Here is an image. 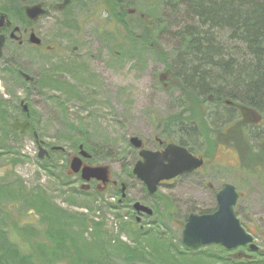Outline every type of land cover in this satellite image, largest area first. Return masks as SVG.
<instances>
[{
	"label": "rangeland",
	"instance_id": "obj_1",
	"mask_svg": "<svg viewBox=\"0 0 264 264\" xmlns=\"http://www.w3.org/2000/svg\"><path fill=\"white\" fill-rule=\"evenodd\" d=\"M41 1L51 4L58 0H27V4ZM76 1L88 3L90 0ZM132 2L133 8L147 15L144 22L137 21L136 15L125 14L122 20L125 25L114 27L112 31L109 28L113 25L106 26V30L100 31V18L92 15L90 8H82L90 15L86 24H81L79 32L78 25L67 22L64 25L62 22L66 19L52 13L34 27L39 38L56 46L55 52L42 53L30 45L19 47L9 44L5 48L4 57L13 58L14 62L10 69H4L0 63V177L10 172L5 182H21L26 189H43L54 196L58 205L85 214L90 221L103 220L107 235L121 237L125 242L134 244L131 233L133 229L139 230L140 223L136 222L133 226L134 217L130 215V210L115 204L120 195L113 185L104 194L86 192L80 188L84 181L79 175L67 172L68 159L78 155L83 146L91 155L88 159L90 164L108 166L112 181H123L127 186L130 184L129 197L132 200L142 201L153 208L154 215L141 223L144 227L141 235L148 232L162 235L166 245H171L173 251L179 250L178 253L189 248L182 239L189 214L216 209V192L223 183H231L240 193L237 214L246 231L255 236L259 250L249 251L247 247L228 250L222 245L211 244L192 248V253L214 251L228 257L235 256L239 250L251 256L264 252V162L256 165L243 160L236 146L238 141L242 142L239 135L241 129L238 128L227 138L215 140L212 152L209 150L212 140L200 134L189 138L187 131L190 128L181 131L176 139L169 136L175 143L186 142L200 156L204 154L207 164L196 173L162 184L158 190L160 200L156 195H150L133 174L138 151L130 144V138L137 136L147 148L155 149L157 142L154 139L166 140L168 135L164 131V123L182 111L179 108L184 96L180 88L173 84L179 80L175 74L182 63L177 54L178 50H182L180 31L193 23V17L192 10L175 0ZM23 5L20 0H0V9L6 8L11 14ZM144 23L152 26L150 37L155 47L145 50L137 41V54L132 50L135 47L133 42L148 27ZM114 32L120 40H116ZM222 40L226 41L225 35ZM116 43V49L121 47L122 50L119 58L114 56ZM75 44L81 46L80 55H74L70 50V46ZM94 54L98 59L97 65L93 61ZM160 54L163 59L157 57ZM21 60L27 66L25 75L33 77V82L18 74L17 67L20 70L22 67L17 62ZM38 61L41 64L35 75L33 70ZM162 73L166 75L163 78L160 77ZM162 79L167 85L161 82ZM71 89L75 91L68 93ZM23 99H26L27 112L20 104ZM214 111L216 106L212 104L210 110L203 112L204 129L210 132V137L213 126H216L214 123L227 120H224L225 117L223 120L216 118L218 111L213 116H206ZM37 140L44 143L49 158L42 160L38 157ZM216 144L223 146L217 149ZM55 147H62L65 151L52 150ZM261 147L264 149V142ZM205 152L209 154L205 155ZM71 200L75 203L72 204ZM11 217L15 219L17 215ZM12 225L10 222L4 228L10 227L14 233ZM92 230L90 225L89 231ZM10 240L18 242L16 236H11ZM120 254L121 250H112L110 260L105 256L106 263L121 264ZM217 264L233 263L219 261Z\"/></svg>",
	"mask_w": 264,
	"mask_h": 264
},
{
	"label": "trees",
	"instance_id": "obj_2",
	"mask_svg": "<svg viewBox=\"0 0 264 264\" xmlns=\"http://www.w3.org/2000/svg\"><path fill=\"white\" fill-rule=\"evenodd\" d=\"M20 1L27 4V0ZM175 1L192 10L193 23L180 31L182 50L177 54L182 63L175 74L179 80L173 86L180 88L184 97L180 101L181 113L164 123L166 140L173 141L169 136L176 139L181 133L180 122L187 119L184 126L190 128L189 138L199 134L210 138L212 152L215 140L229 135L223 128L232 126L235 132L241 118L252 112L264 117V0ZM20 8L16 13L24 15L23 6ZM121 24L125 25L123 21ZM151 28L145 27L144 38L150 36ZM224 35L226 41L222 40ZM157 57L163 59L162 54ZM212 104L216 111L206 116H213L223 108L216 118L227 119L214 123L216 129L212 132L217 133L216 139L204 129L203 112L210 110ZM250 134L249 130L241 129L242 142L238 141L236 146L244 161L260 165L264 162L261 147L264 136ZM179 143L198 154L186 142ZM10 174L0 177V264H108L106 257L110 260V253L117 249L122 251L121 264H217L219 261L264 264L263 251L240 258L225 257L214 251L192 253V248L178 253L179 250L173 251L171 245H166L162 235L154 232L141 235V229H133L134 244H129L121 237L107 235L103 220L90 221L85 214L58 205L45 190L26 189L21 182H5ZM155 197L161 199L158 194ZM71 203L75 202L71 200ZM13 214L17 215L15 219L11 217ZM10 222L14 233L10 227L4 228ZM88 222L93 227L91 232ZM11 236H16L18 242H12Z\"/></svg>",
	"mask_w": 264,
	"mask_h": 264
},
{
	"label": "water",
	"instance_id": "obj_3",
	"mask_svg": "<svg viewBox=\"0 0 264 264\" xmlns=\"http://www.w3.org/2000/svg\"><path fill=\"white\" fill-rule=\"evenodd\" d=\"M24 10L26 17L31 21H36L48 13L42 3L26 5ZM4 19L3 15L0 16V23ZM30 42L40 44L41 39L33 32ZM4 45L5 38L0 35V58L3 56ZM24 110L28 111L27 105L24 106ZM130 144L140 149L141 158L136 162L133 173L146 185L150 194H155L163 181L192 173L204 165L203 158L196 157L186 147L175 143L169 144L163 151L143 148V140L139 137H132ZM54 149H61V147ZM48 155L49 151L40 145L38 157L44 159ZM90 158L91 155L81 146L79 155L71 158V171L75 174L81 173L82 179L87 183L96 179L105 185L108 184L110 182V168L106 165L85 163L84 159ZM126 188L127 184L122 183L123 197H125ZM239 198L240 193L236 187L231 183H225L217 194L218 209L215 212L189 215L182 232L184 244L194 249L217 244L229 250L249 245L250 250L258 251L259 247L255 244V236L246 231L241 219L237 216L236 205ZM134 207L137 212H144L148 215L154 213L151 207L140 202H136ZM235 257L240 258L241 253Z\"/></svg>",
	"mask_w": 264,
	"mask_h": 264
},
{
	"label": "flooded vegetation",
	"instance_id": "obj_4",
	"mask_svg": "<svg viewBox=\"0 0 264 264\" xmlns=\"http://www.w3.org/2000/svg\"><path fill=\"white\" fill-rule=\"evenodd\" d=\"M67 1L68 2L66 3V0H58V1L51 3V4H47L43 1L38 2V3H42L44 5V8L48 10V13L46 15L40 17L36 21H31L26 17L25 10H24L25 4L23 5V8H22V10H24V15H20V14H17L16 16L14 15L16 12H19V10L21 8L19 10L14 11V13H12V14L6 8L0 9V16L3 15L5 17L4 21L0 23V35H3L5 38V45L3 48V56H2V58H0V63H2L1 66L4 69H10V67L13 66V62H14L13 58H11V57L5 58L4 57V55H5L4 50L9 44H17L19 47L30 45V46H33L34 48L40 50L42 53H52V52L56 51V46H54L51 43L46 44L43 41V39H41V38H40L41 39L40 44H33L30 42V37H31V34L33 32L38 36L34 25L37 24L42 18L50 16L52 13H58L63 18H65L66 21L62 22L64 25H65V22L69 23L70 25H76V26L78 25L80 27L79 32H81V30H82L81 24H84L88 20V17L90 15V13L89 14L84 13L82 8H90L91 14L92 15L95 14L96 17L100 18V20H98V23L100 25L99 26L100 31L106 30V26H112L113 25L112 28H109L111 31L114 29V27H121L122 26L121 22H122L123 16L125 14H128L129 16H132V15L138 16L137 21H139V22H144L146 20V17H147V15L144 12H141L140 10L133 8L134 4H133L132 0H92L93 1L92 4H91V2H92L91 0L88 3H86V2L81 3V2H78L76 0H67ZM101 15H102V17H101ZM148 20H150V18ZM146 26H148V25H146ZM148 27L151 28L152 27L151 24H149ZM77 30L78 29L76 27L75 31H77ZM114 34L116 35L115 32H114ZM115 37H116V40H120L117 35ZM134 40L135 41L133 42V45H135V47H133L132 50H135V52L137 54H138V52L136 51V42L137 41L142 45V48L145 50H149V49H152L155 47V44H154V42L150 36L144 38L143 34H140ZM117 43L114 46L115 47L114 56L119 58L118 56L121 54L122 50H121V47H119V50L116 49ZM99 46H100V44L97 43V47H99ZM80 47H81L80 45L75 44L72 47L70 46V50L74 55H80L81 53H78V51L80 50ZM116 54H118V55L116 56ZM92 57H93L94 63L97 65L98 64L97 56L94 54ZM17 64H19V66L22 67V70H20V67H17L18 74L21 75L22 77H24L27 81L33 82V80H34L33 77H30V76L27 77L25 75L26 72L24 70H25V67H27L25 64V61L21 60V61H19V63L17 62ZM35 64H36V66L34 67L33 72L36 75V71L39 69V64H41V63H40V61H38ZM47 67H49V65ZM48 71L49 70H47V72ZM165 71H167V69ZM160 77H164V73H162L160 75ZM25 103H26V99H23L20 103L23 106L24 112H26L24 110V106L26 105ZM238 119H240V118H238ZM186 120L187 119H183L182 122H180L179 131H183L184 129L188 128V127L184 126L187 122ZM241 120H242L241 124L238 126L239 129H242V130L247 129V130H249V133H251V134H254V133H255L254 135L258 134V138L264 136V117L262 115L259 116V115H256L254 112H252V114L250 113L249 116H244V118H241ZM230 121L232 123V122H234V119H232ZM24 125L26 126L27 124L25 123ZM213 127H214L213 129H216L215 128L216 126H213ZM238 128H236V129H238ZM223 130H225L226 133L229 132V134H232L234 132L232 126L225 127V128H223ZM250 130H252V131L250 132ZM213 135L216 139L217 133L212 132V136ZM262 139H263L262 142H264V137ZM154 141L157 142L156 148L153 149L156 151H163L169 143H174L172 141L165 140L164 138L161 139L159 137H156L154 139ZM37 144H38V142H37ZM43 145H44V143H43ZM216 145H217V149H219L221 146H223L220 144H216ZM226 145H227V147L230 146L229 144H225V146ZM38 147H39V144H38ZM145 147H147V146L145 145ZM196 155L198 157L204 159V161H205L204 166H205V164H207L206 156H204V154H203V156H200L199 154H196ZM205 155H207V154H205ZM49 157L50 156H48V158ZM68 160L70 162L71 157ZM203 167H201V168H203ZM198 171H196V172H198ZM68 173L73 174L72 171L69 169H68ZM75 175H79V178H81V174H75ZM164 183L165 182L161 183V185ZM224 184L225 183H223L221 189L223 188ZM111 185H113V188L120 195L118 202L115 204L120 206L121 208H127L128 210H130L129 211L130 215L132 217H134L132 223H136V222L145 223L148 217L153 216V215H148L144 212H137L136 211V209L134 207L135 202H140L145 206H148V205L142 201L132 200L129 197L130 184H128L129 186H127V188H126L125 197H123L122 182L111 181L108 185H105V184L103 185L102 183H100L97 180H91L88 183H85V182L82 183L80 188H81V190H84L86 192L94 191V193L104 194L106 192V190L108 191V187ZM145 189L147 190L146 185H145ZM102 191H104V192H102ZM218 192H216V199H217Z\"/></svg>",
	"mask_w": 264,
	"mask_h": 264
}]
</instances>
